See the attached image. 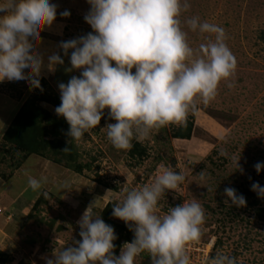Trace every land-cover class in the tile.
Wrapping results in <instances>:
<instances>
[{
	"label": "clouds",
	"instance_id": "obj_1",
	"mask_svg": "<svg viewBox=\"0 0 264 264\" xmlns=\"http://www.w3.org/2000/svg\"><path fill=\"white\" fill-rule=\"evenodd\" d=\"M87 2L90 10L84 19L93 32L60 43L64 56L71 51V68L66 71H80L79 76L58 85L61 103L55 112L70 125V144L90 135L107 110L116 121L103 128L107 138L116 149L128 150L133 139L142 142L154 129L185 122L190 110L196 111L199 102L208 105L220 83L236 72L237 60L226 44L224 28L191 17L188 28L209 36L197 49L190 45L180 19L191 7L189 0ZM60 15L67 18L71 13L65 10ZM56 18L57 5L52 0H0V82L42 88L39 77L44 60L33 44L41 41V32ZM48 61V70L53 72L65 63L58 53ZM240 160L241 155L232 158L237 171L243 172ZM254 167L257 173L264 172V162ZM25 175L33 191L48 183L47 176ZM199 175L205 178L203 172ZM184 180L182 172L160 165L148 184L126 189V198L113 205L112 215L127 224L134 239L122 246L119 256L115 254L118 237L114 227L97 214L98 198L89 203L78 221L82 240L59 252L55 249V258L47 259L46 264H136V258L145 252L151 264H191L188 246L201 238L205 222L202 205L196 200L185 201L169 207L164 215L158 214L160 198L177 190ZM57 187L60 192L70 190V183L64 181ZM251 187L264 199V186L255 182ZM224 195L226 205L247 206L246 198L234 188H225ZM209 264L238 261L218 250Z\"/></svg>",
	"mask_w": 264,
	"mask_h": 264
},
{
	"label": "rangeland",
	"instance_id": "obj_2",
	"mask_svg": "<svg viewBox=\"0 0 264 264\" xmlns=\"http://www.w3.org/2000/svg\"><path fill=\"white\" fill-rule=\"evenodd\" d=\"M189 2L190 9L183 12L180 19L190 45L197 49L209 36L188 28L187 20L199 17L201 23L209 22L224 28L226 44L237 60L235 74L220 83L215 99L208 105L199 102L196 111H189L186 120L195 119L191 139L173 136L181 124L154 129L149 139L139 142L147 149V155L142 159L133 158L129 152L131 148L118 150L107 138V130L103 128L116 121L110 119L106 110L100 125L77 142L81 161L92 164V168L82 174L37 155H31L14 170L0 162V176L4 181L8 179L4 175L20 176L12 194H18L24 188L22 201L29 200L23 210L27 216L23 222L11 221L5 216L0 218V227L7 225L5 231L9 233L2 242L3 251L9 254L4 257L6 264H46L47 259L55 258V249L59 252L65 246H76L75 241L82 240L76 232L78 221L90 202L100 199L97 214L102 215L108 203L118 204L126 198V189H139L153 180L160 165L182 172L185 180L177 190H170L160 198L158 214L164 215L169 207L193 200L204 209L201 238L188 246L189 256L195 264H209L218 250L235 256L238 264H264V220L257 212V207L264 202L254 204L255 198L246 193L255 182L264 186V172L257 173L254 167L256 163L264 162V0ZM52 3L57 5V18L52 26L41 32V41L33 47L44 60L40 81L46 79L51 90L60 95L58 85L80 75L78 70L66 71L71 68V51L69 56H64L60 43L85 36L93 29L84 19L90 10L87 0H52ZM65 10L70 11V17L60 15ZM57 53L65 63L57 65L54 72L49 71L48 57ZM31 79L29 76L28 80ZM40 90L29 84L0 82V117L4 114L9 121L8 127L3 124L6 128L3 133L23 103ZM41 105L56 113L52 105L45 102ZM135 142L138 141L133 139L132 145ZM240 155L243 172L237 171L232 162L234 156L239 158ZM26 172L37 179L47 176L48 183L33 191L28 187ZM201 172L204 179L199 175ZM64 181L70 183V190L60 192L57 185ZM229 187L246 198V207L224 203L228 199L224 190ZM4 198L6 195L0 200ZM37 201L38 209L35 208ZM111 218L125 229L129 228L124 221L113 215ZM124 237L125 233L114 241L117 256L122 248L120 245L126 243ZM130 239H134L132 231ZM136 264H151L150 255L142 253L136 258Z\"/></svg>",
	"mask_w": 264,
	"mask_h": 264
},
{
	"label": "trees",
	"instance_id": "obj_3",
	"mask_svg": "<svg viewBox=\"0 0 264 264\" xmlns=\"http://www.w3.org/2000/svg\"><path fill=\"white\" fill-rule=\"evenodd\" d=\"M40 82L41 90L23 103L13 122L6 130L3 136V143L0 144V155H2L0 162L7 164L14 170L20 168L31 155H37L54 163L64 165L79 174H82L84 170H90L92 164L81 161L77 142L69 143L71 137L67 133L70 125L66 119L56 113L53 114L41 105L42 102H45L56 108L61 103L60 95L51 90L46 79L43 78ZM194 129L195 119L189 118L174 130L173 136L177 139H191ZM66 148L70 150L64 151ZM129 152L133 158L138 159H142L147 155V149L139 142H135ZM4 176L7 177V175ZM246 193L247 196L251 195L255 198L254 204L264 202V199L258 197L257 193L252 191V189L246 190ZM42 200V197H39V201L42 202ZM39 201L35 204L37 209ZM22 202L21 200L19 202L20 206L15 209V219L19 222H23L27 218L22 210L28 204V201ZM114 204L115 202L107 204L102 212V219L114 227L117 237L119 236L120 238L125 233L124 243L132 242L129 228L125 229L118 221L111 218ZM257 212L258 217L264 220V205L258 206ZM80 230V228L76 229L78 235ZM120 242L121 239L118 243L120 244ZM120 246L122 247L123 245ZM8 255L0 251V264L7 263L4 257H8Z\"/></svg>",
	"mask_w": 264,
	"mask_h": 264
},
{
	"label": "crops",
	"instance_id": "obj_4",
	"mask_svg": "<svg viewBox=\"0 0 264 264\" xmlns=\"http://www.w3.org/2000/svg\"><path fill=\"white\" fill-rule=\"evenodd\" d=\"M17 113V112H16ZM5 117L6 116H4V114H3V116L2 117H0V142H1V140H2V137H3V135H4V133H3V131H4V129H6V128H3L2 126H6L7 125V122H9L8 121V119L6 118L5 119ZM5 119V120H4ZM5 122V123H4ZM11 123V122H10ZM4 124V125H3ZM4 126V127H5ZM6 127H8V126H6ZM6 131V130H5ZM2 134V135H1ZM19 172V171H18ZM21 172V171H20ZM13 174V173H12ZM16 176V177H15ZM15 176H14V174L13 175H11L10 174V176L9 175H7V177H8V179H6L5 181L1 178V176H0V198L2 197V196H5L6 195V198H4L3 200H0V201H2V203H0V206H2L3 208H4V210H5V212L3 213V214H0V218H3V216H5L7 219H10L11 221L12 220H15V221H17L16 219H15V209L17 208V207H19L20 206V201L22 200V198H21V195H23L24 193H25V189L23 188V189H21L19 192H18V194H12V190H13V188H14V185L15 184H17V179L18 178H20V176L18 175V174H15ZM14 178H16V179H14ZM1 192H4L5 194H3L2 195V193ZM16 197V199L14 198V199H12V197ZM6 200V201H5ZM9 200V201H8ZM29 201V200H28ZM23 203V202H22ZM29 203V202H28ZM28 205V204H27ZM27 206H24L23 207V210L26 208ZM22 210V212H23V214H24V211ZM9 225H10V221H9ZM6 226L7 225H5L3 228H1L0 227V251H3V247H2V242L6 239V237L8 236V234L9 233H7L5 230H6ZM4 252V251H3Z\"/></svg>",
	"mask_w": 264,
	"mask_h": 264
},
{
	"label": "built area",
	"instance_id": "obj_5",
	"mask_svg": "<svg viewBox=\"0 0 264 264\" xmlns=\"http://www.w3.org/2000/svg\"><path fill=\"white\" fill-rule=\"evenodd\" d=\"M4 212H5L4 208L2 206H0V214H3ZM189 247H188V250L190 251V248ZM197 250H202V252H204V253L206 252L204 249H201V248H198ZM200 256H201V253H199V257ZM198 262H199V260H198ZM191 264H195V262L191 260Z\"/></svg>",
	"mask_w": 264,
	"mask_h": 264
}]
</instances>
